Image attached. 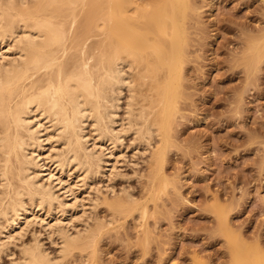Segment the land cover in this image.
Returning a JSON list of instances; mask_svg holds the SVG:
<instances>
[{"label":"bare ground","instance_id":"obj_1","mask_svg":"<svg viewBox=\"0 0 264 264\" xmlns=\"http://www.w3.org/2000/svg\"><path fill=\"white\" fill-rule=\"evenodd\" d=\"M186 10L187 0H0V245L38 224L58 249L53 256L31 239L20 246L17 264H70L75 250L94 255L103 223L115 220L73 227L87 201L90 209L102 202L118 215L133 210L110 202L102 186L91 184L105 169L118 175L116 150L128 129L148 148L157 138L150 188L155 182L168 186L163 161L176 110ZM250 50L248 64L264 44ZM119 106L126 110L123 119ZM217 215L231 236L226 215ZM231 243L232 264H264L259 252Z\"/></svg>","mask_w":264,"mask_h":264},{"label":"rangeland","instance_id":"obj_2","mask_svg":"<svg viewBox=\"0 0 264 264\" xmlns=\"http://www.w3.org/2000/svg\"><path fill=\"white\" fill-rule=\"evenodd\" d=\"M262 44L264 0H187L176 110L163 161L169 184L161 188L155 182L150 188L157 138L148 148L128 129L116 150L118 175L110 176L107 169L105 174L103 164L101 175L107 176L91 184L102 186L110 202L133 210L118 215L102 202L90 209L87 201L85 216L77 208L85 216L76 215L72 223L79 230L86 222L93 227L115 221L103 223L94 255L75 250L70 264L87 258V264H232V239L264 257V50L248 64L251 45ZM110 187L112 194L106 192ZM219 211L231 236L220 227ZM39 226H28L17 241H3L8 244L0 245V264H17L20 248L34 238L56 255L57 246Z\"/></svg>","mask_w":264,"mask_h":264}]
</instances>
